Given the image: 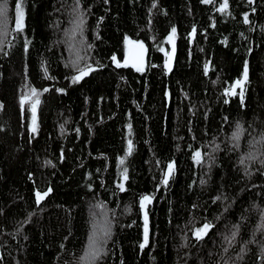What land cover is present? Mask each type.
I'll use <instances>...</instances> for the list:
<instances>
[{"label":"trees","instance_id":"16d2710c","mask_svg":"<svg viewBox=\"0 0 264 264\" xmlns=\"http://www.w3.org/2000/svg\"><path fill=\"white\" fill-rule=\"evenodd\" d=\"M18 2L25 12L23 33L15 32ZM74 2L0 0L8 6V36L0 52V264H77L94 219L102 222L105 216L114 235L103 264H221V245L234 224L242 225L238 248L257 240L249 245L246 264H259L264 235L253 233L260 223L256 209L264 208V168L253 162L245 175L240 156L248 151L249 133L264 132V0H229L224 13L217 11L223 0L211 5L201 0H82L88 13L84 38L92 45L87 63L99 70L77 84L70 79L77 73L68 37ZM172 27L177 38L169 73L164 67L168 57L160 49L172 51L167 42ZM128 40L148 48L142 72L117 68L111 59L115 55L124 62ZM246 60L249 80L242 108L240 88L233 96L224 93L243 79ZM29 86L41 92L37 133L30 130V104L20 105ZM237 122L248 131L233 149L230 137ZM215 144L223 150L215 153L209 171L207 156ZM196 150L204 155L199 166L192 159ZM171 161L175 174L165 187L161 170ZM118 183L127 191L121 192ZM48 187L53 192L37 206L35 192ZM153 194L146 206L149 245L141 251L144 210L139 201ZM227 204L231 207L225 212ZM205 221L216 225L208 237L196 247H182V236L191 239V227Z\"/></svg>","mask_w":264,"mask_h":264},{"label":"snow or ice","instance_id":"6c2138e0","mask_svg":"<svg viewBox=\"0 0 264 264\" xmlns=\"http://www.w3.org/2000/svg\"><path fill=\"white\" fill-rule=\"evenodd\" d=\"M255 0H249V3H254ZM104 3H108V0H104ZM201 3L205 5H211L214 3V0H201ZM157 3L154 2L152 4V8H156ZM229 9V0H223V3L220 4V6L217 8V11L224 13ZM255 11V9H253ZM167 14L166 11L164 13ZM230 14V13H229ZM72 20L70 21L72 24L71 32L68 34L69 41H70V50L75 51V59L72 61V67L77 73L76 75H72L70 77L71 82L73 84H77L85 79V77L91 75L93 72H96L99 70V68H94L91 64L87 63V60L90 59L86 56V53L92 49V45L89 44L86 39L84 38V32L86 31V24H87V16L88 13L83 9L82 0H75L74 4L71 7V13ZM25 12L22 7V3L18 2L15 5V32L16 33H23L25 28ZM100 22H103V18H100ZM244 23L248 24L250 23L249 17L247 14L244 15ZM8 6L7 4H0V52L3 51V45L6 42L7 36H8ZM215 26L214 24L212 25ZM196 28L193 27L192 29V35L195 36ZM77 36L80 37V40L77 42ZM97 38H100L97 35ZM177 38V28L172 27L171 33L167 37V42L172 45V55H170L167 51H165L163 48L160 49V51L164 52V55L168 57L167 60H165L164 67L168 70L170 73L173 68L172 63V57L175 54L176 49V41ZM15 39V36L13 37ZM28 41L25 38V44H27ZM127 43L129 44H135L136 48L138 49L136 55L131 60V67H133L136 72H142L144 69V45L142 42H133L131 40H128ZM79 45V46H77ZM11 47V45H9ZM25 52H27V48L25 47ZM249 55H251V49H249ZM112 61L115 62V65L117 68L121 67H128L130 61L128 59H125L123 63H121L120 60L117 59L115 55L111 57ZM83 62V64H81ZM210 63L207 62L204 66V73L207 75L208 71L210 70ZM157 65L153 64L152 67H156ZM67 67V65H66ZM45 73L47 74V69L45 68ZM243 79H236L235 84L231 86L229 89L225 91V95L227 96H233L235 95V88H240L241 91L239 93V104L243 108L245 104V94H244V84H246L249 80V65L248 61L246 60L243 65V73H242ZM50 89L44 88L43 92H49ZM59 92L66 94L64 89H58ZM41 92L35 88L30 87L28 88V93L26 95H22L20 97V105L21 108L25 104H30L31 106V113H32V127L31 131L33 133H37L39 130V123L37 119V110L41 103L40 101ZM224 103H229L228 100H225ZM4 109L3 102H0V111ZM228 118L224 117V121H227ZM129 129V136L132 135V125H128ZM63 130V128H62ZM79 131V129H77ZM248 131L244 127V125L240 122L236 123L235 131L231 133L230 141L232 143L233 149H238L240 147V141L243 139V134ZM250 139L248 140V151L246 153H242L240 156V163L244 165L245 168V175H250V168L251 164L253 162H258L261 168H264V132L258 133L256 135H253L252 133H249ZM193 140H195V136H193ZM215 143V142H213ZM128 155H131L133 152V141L131 139L128 140ZM191 148V145L189 146ZM219 144H215V147L212 149V152L208 154L207 161H208V168L209 171L211 170V167L213 163L215 162V153L218 151H221ZM63 159V154L61 153V162ZM193 161L199 166L204 163V155L201 150H196L194 152V155L192 156ZM121 164H124V159H121ZM157 164H159V161H157ZM162 171V179L160 183L167 187L169 185V181L173 178L175 174V161H171L167 164V170ZM123 177V181H127L129 179L128 176V168L125 167L121 173ZM195 184V182H193ZM200 184L204 185L206 184L205 180H200ZM117 188L123 192L127 191L125 188L124 183H118ZM159 190V189H157ZM53 192V189L51 187H48L45 191L41 192L40 190H37L35 192V202L36 205L39 206L42 201L47 198L51 193ZM154 194L153 195H143L140 198L139 204L140 208L144 210V230H143V242L139 244V248L141 251H143L148 245H149V215L147 211V205L151 204L154 200ZM222 196H216L215 200H221ZM226 200L227 198L224 197ZM198 207L197 205H193V208L195 209ZM231 207L230 204H227L224 208V211L227 212L229 208ZM256 211L259 214L260 217V223L257 225L256 232L253 233V236L255 237L257 232L264 235V208H258ZM34 215V213L32 214ZM28 219H31V215H29ZM220 217H216V220H219ZM241 219H244L243 217ZM215 223L212 221H205L203 222L202 226L191 227V239L189 235L182 236V240L184 243L181 245L182 247L188 248V247H196L198 244L203 242L206 237H208L209 232L212 231V229L215 227ZM241 224H234L232 226V230L229 236H225L224 240L225 243L221 245L223 248V251L225 255L220 256V262L221 264H246V257L248 256L250 252L249 245L250 244H256L257 240L254 238L252 240L247 241L244 243V246L242 248H238L237 245L242 242V238L240 237V229ZM113 223L112 221L105 216L103 221H96L94 219V222L92 224V232L91 235L88 236V244L87 248L84 250L83 255L79 257L77 264H103V261L106 257L109 256V249L108 244L111 238L114 235L113 232ZM188 226H186L187 228ZM26 239V237H25ZM61 247H64L62 244ZM230 249L232 251H235L236 255H228ZM3 260V256L0 255V261ZM120 264H124L123 260H120ZM259 264H264V242L260 243V255H259Z\"/></svg>","mask_w":264,"mask_h":264},{"label":"water","instance_id":"95a60500","mask_svg":"<svg viewBox=\"0 0 264 264\" xmlns=\"http://www.w3.org/2000/svg\"><path fill=\"white\" fill-rule=\"evenodd\" d=\"M191 33H190V43L193 44V42L196 38V33H195V36H193ZM128 48H129V52H128L126 59H128L130 61L129 66L131 67V60L136 55L138 49L136 48L135 44H129ZM144 49H145V51H144V68H145L146 63H147V59H148V48L144 45Z\"/></svg>","mask_w":264,"mask_h":264},{"label":"rangeland","instance_id":"374dc122","mask_svg":"<svg viewBox=\"0 0 264 264\" xmlns=\"http://www.w3.org/2000/svg\"><path fill=\"white\" fill-rule=\"evenodd\" d=\"M170 55H172V51L170 52ZM173 58L172 57V63H173ZM37 119H38V112H37ZM31 127H32V117H31V123H30V130H31ZM32 132V131H31ZM33 133V132H32Z\"/></svg>","mask_w":264,"mask_h":264}]
</instances>
